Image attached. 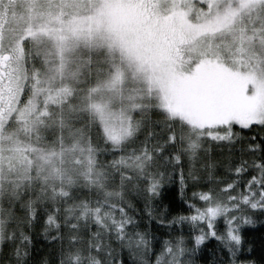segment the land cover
I'll list each match as a JSON object with an SVG mask.
<instances>
[{"label":"snow or ice","instance_id":"snow-or-ice-1","mask_svg":"<svg viewBox=\"0 0 264 264\" xmlns=\"http://www.w3.org/2000/svg\"><path fill=\"white\" fill-rule=\"evenodd\" d=\"M0 264H264V0H0Z\"/></svg>","mask_w":264,"mask_h":264}]
</instances>
